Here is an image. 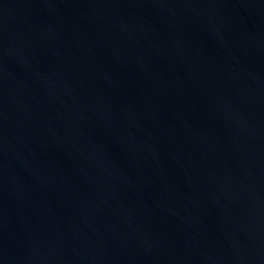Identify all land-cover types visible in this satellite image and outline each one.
Wrapping results in <instances>:
<instances>
[{"label":"water","instance_id":"1","mask_svg":"<svg viewBox=\"0 0 264 264\" xmlns=\"http://www.w3.org/2000/svg\"><path fill=\"white\" fill-rule=\"evenodd\" d=\"M0 264H264V0H0Z\"/></svg>","mask_w":264,"mask_h":264}]
</instances>
